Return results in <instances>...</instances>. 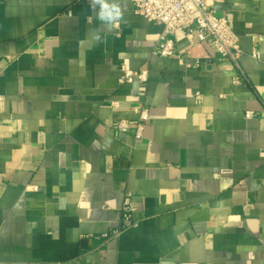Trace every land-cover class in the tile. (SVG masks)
Returning a JSON list of instances; mask_svg holds the SVG:
<instances>
[{
    "label": "crops",
    "instance_id": "0c3cea01",
    "mask_svg": "<svg viewBox=\"0 0 264 264\" xmlns=\"http://www.w3.org/2000/svg\"><path fill=\"white\" fill-rule=\"evenodd\" d=\"M119 4L110 26L89 0H0V264H264V0H206L239 84L211 38L160 56ZM142 104V138L118 131ZM127 191L133 225L102 238Z\"/></svg>",
    "mask_w": 264,
    "mask_h": 264
},
{
    "label": "built area",
    "instance_id": "2783aa9c",
    "mask_svg": "<svg viewBox=\"0 0 264 264\" xmlns=\"http://www.w3.org/2000/svg\"><path fill=\"white\" fill-rule=\"evenodd\" d=\"M134 12L149 21L161 25L160 36L154 46L155 52L163 57L175 55L176 35L181 32L190 40L202 41L211 38L222 59L230 60L236 69L232 78L234 84H239L244 79V72L238 62L240 49L237 36L231 30L229 21L225 14L217 13L208 7L206 0H131ZM256 57L255 52L252 53ZM200 61L196 59L187 67L199 66ZM125 71V67L121 66ZM137 78L142 84L148 80V70L143 68L127 74L119 81H132ZM245 116H253L251 111H246ZM149 118L148 106L142 104L135 120L119 119L115 128L120 132L132 131L135 139L142 138L144 127ZM132 193H124L118 208L117 223L114 227L100 234L104 239L116 238L120 233L133 225L131 209Z\"/></svg>",
    "mask_w": 264,
    "mask_h": 264
},
{
    "label": "clouds",
    "instance_id": "9594fccd",
    "mask_svg": "<svg viewBox=\"0 0 264 264\" xmlns=\"http://www.w3.org/2000/svg\"><path fill=\"white\" fill-rule=\"evenodd\" d=\"M90 7L95 11L98 7L97 18L110 26H118L123 17L119 0H89Z\"/></svg>",
    "mask_w": 264,
    "mask_h": 264
}]
</instances>
